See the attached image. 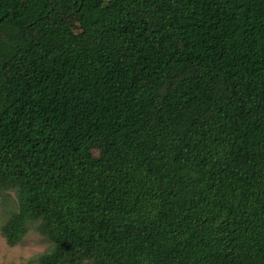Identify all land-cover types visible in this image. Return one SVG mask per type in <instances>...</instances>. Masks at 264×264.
Returning a JSON list of instances; mask_svg holds the SVG:
<instances>
[{"label": "trees", "instance_id": "trees-1", "mask_svg": "<svg viewBox=\"0 0 264 264\" xmlns=\"http://www.w3.org/2000/svg\"><path fill=\"white\" fill-rule=\"evenodd\" d=\"M3 205L38 264H264V0H0Z\"/></svg>", "mask_w": 264, "mask_h": 264}, {"label": "rangeland", "instance_id": "rangeland-1", "mask_svg": "<svg viewBox=\"0 0 264 264\" xmlns=\"http://www.w3.org/2000/svg\"><path fill=\"white\" fill-rule=\"evenodd\" d=\"M115 5H120L124 0H106ZM68 20L75 31L81 30V25L75 9L69 5L66 7ZM15 197L14 193H12ZM6 204V203H5ZM7 207V206H6ZM0 208V264H38L35 258L50 247V241L40 234L35 228H30L28 234L18 243L9 244L2 233L7 208Z\"/></svg>", "mask_w": 264, "mask_h": 264}]
</instances>
